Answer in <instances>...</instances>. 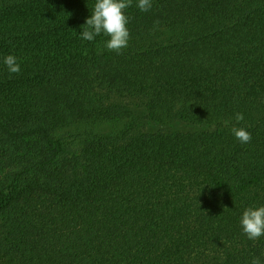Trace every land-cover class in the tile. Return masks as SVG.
Here are the masks:
<instances>
[{
    "label": "trees",
    "instance_id": "1",
    "mask_svg": "<svg viewBox=\"0 0 264 264\" xmlns=\"http://www.w3.org/2000/svg\"><path fill=\"white\" fill-rule=\"evenodd\" d=\"M94 3L0 0V264L264 261V0H132L119 55Z\"/></svg>",
    "mask_w": 264,
    "mask_h": 264
},
{
    "label": "clouds",
    "instance_id": "2",
    "mask_svg": "<svg viewBox=\"0 0 264 264\" xmlns=\"http://www.w3.org/2000/svg\"><path fill=\"white\" fill-rule=\"evenodd\" d=\"M132 0H95L93 10L85 23L80 36L85 41H93L96 36L107 37L105 47L111 52L122 54L128 47L130 32L127 27L129 18L126 9L131 7ZM136 6L142 12H147L152 7V0H137ZM3 64L9 73L19 74L20 63L14 55H7L3 58ZM235 124L231 126V133L241 144L250 143L252 135L244 127H237L244 120V115L237 112L234 117ZM225 125L229 121L224 122ZM242 232L249 240H258L264 236V205L249 206L245 208L239 220ZM250 264H264L259 257H253Z\"/></svg>",
    "mask_w": 264,
    "mask_h": 264
},
{
    "label": "rangeland",
    "instance_id": "3",
    "mask_svg": "<svg viewBox=\"0 0 264 264\" xmlns=\"http://www.w3.org/2000/svg\"><path fill=\"white\" fill-rule=\"evenodd\" d=\"M62 137H63L64 141H68L69 139H71L70 136H65V135H63Z\"/></svg>",
    "mask_w": 264,
    "mask_h": 264
}]
</instances>
